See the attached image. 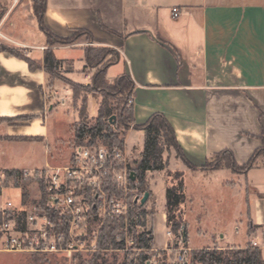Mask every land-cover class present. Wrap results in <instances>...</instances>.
Wrapping results in <instances>:
<instances>
[{"label": "crops", "instance_id": "crops-1", "mask_svg": "<svg viewBox=\"0 0 264 264\" xmlns=\"http://www.w3.org/2000/svg\"><path fill=\"white\" fill-rule=\"evenodd\" d=\"M173 7L181 11L177 17ZM44 23L60 36L86 28L94 46L116 50L118 57L106 78L113 82L123 73L131 76L134 122L141 124L152 113H163L185 156L196 166L190 168L180 159L182 206L187 201L185 173L203 181L230 171L221 183L245 202L247 226L241 244L252 243L264 259V156L244 173L229 167L203 168L209 155L224 149L244 164L262 145L264 0H47ZM17 40L34 49L29 57L40 61V67L30 69L23 58L0 50V156L8 143H47L49 114L63 107L67 119L69 106L80 105L74 104L72 89L62 80L48 83L43 68L45 34ZM53 51L63 65H73L66 74L70 80L91 82L92 73L81 72L85 48L54 45ZM87 97L88 111L94 114L98 96ZM76 108L72 116L77 120ZM127 143L126 139L129 153ZM6 169L26 170L0 159V170ZM160 212L165 226L166 213ZM153 242L154 248L164 249L168 239L156 243L154 227Z\"/></svg>", "mask_w": 264, "mask_h": 264}, {"label": "rangeland", "instance_id": "rangeland-1", "mask_svg": "<svg viewBox=\"0 0 264 264\" xmlns=\"http://www.w3.org/2000/svg\"><path fill=\"white\" fill-rule=\"evenodd\" d=\"M30 1L18 0V3L21 2V4L12 9L13 0H0V7L5 8L6 6L7 11L5 14L9 13L5 21L4 31L16 42V45L7 44V46L14 48L22 56H30L34 49L20 44L17 39H35L43 35L31 9ZM10 15V22H15L13 25L9 22ZM67 36H76V29ZM72 44H77L83 48L94 46L92 41L86 40L85 38H78ZM44 47L46 48V46ZM64 53L63 50L59 52L60 55ZM115 57L116 52L109 51L106 60H113ZM33 60L37 64L40 63L36 59ZM72 68L73 65H70L69 62L64 65L61 64L58 72L59 78H57L69 87L70 85L67 83L69 77L66 74ZM81 72L86 74L93 73V69L85 65L81 68ZM94 94L98 96L99 104L97 109H94V114H91L90 110L88 111L90 119L97 117L99 110L102 108V95L99 93ZM126 96L125 94L122 98L125 99ZM108 100L112 105L116 104L115 99L111 96L108 97ZM75 108L72 105L69 106L65 113L67 114V119H65L63 107L58 110H53L49 114L46 122L49 127L47 143H8L5 150L6 153L5 155L2 154L0 159L32 173L43 169L47 163L51 165L68 163L71 152L75 147L72 145V127L79 120V117L76 120L75 116H72L76 111ZM111 111L112 115H115L116 110L112 108ZM136 124L134 121H131L127 126H119L120 132L125 133V139L128 142L127 146L128 150H130L128 154V168L130 169L136 167V160L140 158L143 145V132H139ZM127 136L129 137L127 138ZM163 158L165 160V168L163 170L148 171L146 173L145 188L147 190L146 192H151V198L147 205L148 216L145 230L152 229L154 234L155 227L156 243L161 244L168 239L166 248L156 249L154 248V242L152 248L142 247L139 234L144 227L140 226L138 217L135 215L132 216L131 213L133 203L141 204L140 200L145 194L138 187L137 190L132 189L128 196L130 202L129 216L132 219V223L128 227L127 233L124 231L125 222L123 219L116 220L119 221L117 223L119 226L118 230L115 231L114 240L119 242L118 245L111 242V244L102 246L103 248L100 247V233L98 242L99 249L95 252L67 254L0 251V264H86L84 260H89L96 255L104 257L107 260L105 264H141L142 260L145 261L144 264H206L196 258L193 259L192 251L202 249L217 250L218 252H223V256H226L232 255L237 250L246 248L248 243L241 244L245 237L247 226V218L243 211L245 202L241 197L238 198L235 196L229 187L221 183L222 180L229 178L230 171H220L216 176H208L203 181L197 180L195 177L185 173L187 201L183 206L181 205L184 225L176 233L171 231L166 224L164 226L163 216H159V213H162L160 211H164L165 213V190L166 187L177 182L176 173H182L180 170L182 161L174 147H165ZM0 172L5 171L0 170ZM4 184L5 182H3ZM8 186L11 188L3 191L1 199L11 197L15 202H18L21 193L23 195L26 191L28 193L26 200L31 204L38 194L35 180L31 176L20 187H12V181ZM156 214L157 218L155 220ZM184 232H186V236ZM192 245L199 247H193ZM249 245L254 246L252 243ZM145 256L146 258L144 259ZM101 261L99 260V262Z\"/></svg>", "mask_w": 264, "mask_h": 264}, {"label": "trees", "instance_id": "trees-1", "mask_svg": "<svg viewBox=\"0 0 264 264\" xmlns=\"http://www.w3.org/2000/svg\"><path fill=\"white\" fill-rule=\"evenodd\" d=\"M47 0H32L33 11L37 18L41 31L45 34L47 40V48L44 52L43 68L48 74V83L52 84L53 81L59 78V69L62 60L56 58L53 46L56 44H72L78 38H85L86 40L93 41V35L90 30L86 28H77L76 36H60L49 31L44 23V14L46 10ZM7 11V7H0V18ZM0 50L8 51L16 57L23 58L28 63L30 69L39 68L37 64L29 56H22L14 48H10L7 44H0ZM115 51L111 47L105 46H88L85 48L84 57L86 65L93 69L91 82L89 84H81L72 80H67L73 92L74 104L78 106L79 120L73 124L72 131V145H105L108 147H123L125 142V133L120 132L119 126H127L131 121H134L133 106L128 103L129 97L133 95L134 83L130 75L123 73L116 77L113 82H109L106 78L108 67L116 61L118 54L113 60H106L107 53ZM85 93V94H83ZM89 93H99L102 95V108L99 110V115L95 118H89L88 114V97ZM127 95L124 98L123 95ZM111 96L115 99V105H112L108 97ZM112 108L116 110L115 115H112ZM112 116H115L112 118ZM110 123H107L106 120ZM136 128L144 132L143 150L140 153L139 160H136V167L132 170L135 172L136 179L139 182V187L143 192H146V173L148 171H161L165 168V160L163 158L164 148L174 147L183 160V162L190 168L196 166L185 156L180 144L178 143L175 131L161 112L152 113L148 119L141 123L136 124ZM262 145L258 147L252 154L248 162L238 164L230 150L224 149L218 153L209 155L206 158L203 168H221L229 167L238 173H244L252 168L257 159L264 156V131L260 135ZM21 170L19 169H6V178L4 180L5 186L12 184L20 187L24 184L26 179L20 177ZM183 174L176 173L177 182L169 185L165 190L166 203V225L176 233L181 226L184 225L182 219L181 205L185 200L183 192ZM28 193H23V198L26 200ZM151 198V192L148 200L144 204L133 203L131 211L132 216L139 219L140 226L144 227L139 234V240L142 242L143 248H152L154 234L153 230H145L146 219L148 216L147 205ZM152 213V212H151ZM115 219H107L101 230L100 247L111 244L114 242L118 245L119 242L115 241V231L118 230ZM103 248V247H102ZM193 259H198L206 264H264V259L261 255L259 248L255 246H248L244 249L237 250L232 255L223 256V252L217 250H193ZM146 256L144 257V259ZM99 260H102L99 262ZM86 264H105L106 259L98 255L93 256L89 260H84ZM145 261L142 260L141 264Z\"/></svg>", "mask_w": 264, "mask_h": 264}, {"label": "built area", "instance_id": "built-area-1", "mask_svg": "<svg viewBox=\"0 0 264 264\" xmlns=\"http://www.w3.org/2000/svg\"><path fill=\"white\" fill-rule=\"evenodd\" d=\"M17 3L13 0L12 8ZM172 13L177 17L181 11L173 7ZM8 14L0 18V44L16 45L4 31ZM133 102L131 95L128 103ZM128 154L126 139L121 148L77 145L66 164H47L33 173L21 170L20 177H33L38 190L31 204L22 193L18 202L1 199L11 187L3 185L6 174L0 172V251L95 252L107 219L122 218L127 233L132 223L128 196L139 187L136 175L131 178Z\"/></svg>", "mask_w": 264, "mask_h": 264}, {"label": "water", "instance_id": "water-1", "mask_svg": "<svg viewBox=\"0 0 264 264\" xmlns=\"http://www.w3.org/2000/svg\"><path fill=\"white\" fill-rule=\"evenodd\" d=\"M113 117H114V116H112L111 119H113ZM131 178H132V179L135 178V172H134V171L131 172ZM149 196H150V193H149V192H145L144 196H143V197L141 198V200H140V203H141V204H144V203L148 200ZM136 201H137V199H136ZM184 235L186 236V232H184Z\"/></svg>", "mask_w": 264, "mask_h": 264}]
</instances>
